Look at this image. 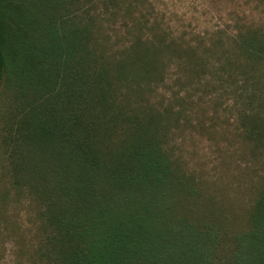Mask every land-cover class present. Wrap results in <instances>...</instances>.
Returning <instances> with one entry per match:
<instances>
[{
  "label": "trees",
  "instance_id": "trees-1",
  "mask_svg": "<svg viewBox=\"0 0 264 264\" xmlns=\"http://www.w3.org/2000/svg\"><path fill=\"white\" fill-rule=\"evenodd\" d=\"M138 1L107 2L109 17L136 21L116 49L97 0L72 13L61 0H0V142L36 228L21 252L31 264H264V181L241 226L202 201L154 102L192 53ZM222 45L199 77L237 98L241 134L264 151V26Z\"/></svg>",
  "mask_w": 264,
  "mask_h": 264
},
{
  "label": "rangeland",
  "instance_id": "rangeland-1",
  "mask_svg": "<svg viewBox=\"0 0 264 264\" xmlns=\"http://www.w3.org/2000/svg\"><path fill=\"white\" fill-rule=\"evenodd\" d=\"M97 1L96 7L105 19L101 26L108 46L123 47L136 21L132 16L125 17L124 12L109 17L110 14L104 13L108 0ZM61 2L63 6L68 3L69 13L76 9L77 2L92 5L90 0ZM138 2L139 7L145 4L143 13L155 14L158 22L171 32L177 46L181 47L180 52L192 53L186 55L185 66H181L179 59L174 61L177 63L170 68L167 82L155 93L154 102L165 112L171 126V149L183 169L200 184L204 194L202 201L241 226L251 210L256 189L264 181V151L254 150L241 134L243 106H239L237 98L220 87L212 74L209 75L212 84L199 76L209 68L203 64L215 65L217 56L232 47L222 44L239 28L255 24L264 26L261 0ZM136 14L141 15L140 11ZM188 64H191V72L185 70ZM231 78L225 75V85ZM30 206L29 201L18 200L11 189L7 160L0 142V215L6 219L0 234V264H31L27 253L21 252L36 241V228L31 221L34 211Z\"/></svg>",
  "mask_w": 264,
  "mask_h": 264
}]
</instances>
